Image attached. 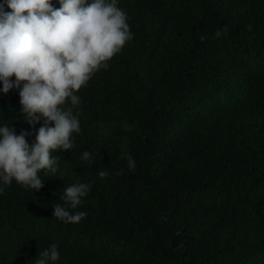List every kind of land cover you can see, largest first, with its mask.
<instances>
[{
    "label": "trees",
    "instance_id": "1",
    "mask_svg": "<svg viewBox=\"0 0 264 264\" xmlns=\"http://www.w3.org/2000/svg\"><path fill=\"white\" fill-rule=\"evenodd\" d=\"M117 6L133 39L76 93L73 148L52 153L38 192L0 194V264H35L51 243L58 264H264V0ZM19 99L0 93V124L31 143L43 121ZM77 182L87 215L65 224L52 207Z\"/></svg>",
    "mask_w": 264,
    "mask_h": 264
},
{
    "label": "clouds",
    "instance_id": "2",
    "mask_svg": "<svg viewBox=\"0 0 264 264\" xmlns=\"http://www.w3.org/2000/svg\"><path fill=\"white\" fill-rule=\"evenodd\" d=\"M55 3L59 8L53 0H0V93L17 90L23 120L33 128L43 121L31 143L26 137L32 133L17 135L12 124H0V194L13 182L38 192L44 181L38 173L56 172L59 157L52 153L72 149L71 137L81 131L78 114H73L81 102L76 93L133 39L118 0ZM227 31L223 26L215 38ZM81 159L91 163V153L83 152ZM127 163L135 168L130 155ZM90 190L89 183L64 187L63 203L52 207V217L79 223L87 213L75 210ZM60 257L58 245L51 243L34 261L58 264Z\"/></svg>",
    "mask_w": 264,
    "mask_h": 264
},
{
    "label": "rangeland",
    "instance_id": "3",
    "mask_svg": "<svg viewBox=\"0 0 264 264\" xmlns=\"http://www.w3.org/2000/svg\"><path fill=\"white\" fill-rule=\"evenodd\" d=\"M112 129H111V127H110V125H108V124H103V125H101V131L102 132H104V133H108L109 131H111Z\"/></svg>",
    "mask_w": 264,
    "mask_h": 264
}]
</instances>
